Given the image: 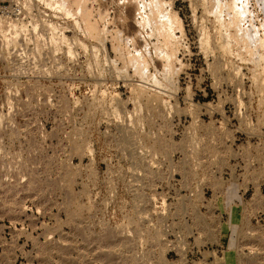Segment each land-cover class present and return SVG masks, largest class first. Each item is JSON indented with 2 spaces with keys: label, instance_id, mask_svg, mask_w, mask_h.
<instances>
[{
  "label": "rangeland",
  "instance_id": "obj_1",
  "mask_svg": "<svg viewBox=\"0 0 264 264\" xmlns=\"http://www.w3.org/2000/svg\"><path fill=\"white\" fill-rule=\"evenodd\" d=\"M21 4L2 43L50 40L0 65V264H264V0Z\"/></svg>",
  "mask_w": 264,
  "mask_h": 264
},
{
  "label": "built area",
  "instance_id": "obj_2",
  "mask_svg": "<svg viewBox=\"0 0 264 264\" xmlns=\"http://www.w3.org/2000/svg\"><path fill=\"white\" fill-rule=\"evenodd\" d=\"M22 1L24 0H6V4H0V17L29 20V15L26 14L21 4ZM43 15L48 17L46 13H43ZM28 26L26 36L19 38L16 46L6 49L1 45L0 41V45L3 48V52L0 49V65L4 64L5 66L11 67V69H6V73L3 70V75L10 79H38L43 76V73L38 68L41 58L40 51L37 49L40 47L34 44L33 30L30 28V25ZM39 33L42 35V40L45 38L48 39L47 29L44 27L39 29ZM12 65L16 66L12 67Z\"/></svg>",
  "mask_w": 264,
  "mask_h": 264
},
{
  "label": "crops",
  "instance_id": "obj_3",
  "mask_svg": "<svg viewBox=\"0 0 264 264\" xmlns=\"http://www.w3.org/2000/svg\"><path fill=\"white\" fill-rule=\"evenodd\" d=\"M228 196H230L231 199H228L227 198V201H225V199L223 198V201H224L223 206L224 207L222 206V204L219 203L220 206L219 207L218 206H215L214 208L216 209L215 211H217L216 213L219 214V215H221L220 218L223 217L222 214H224V210H225L226 216H225V220L222 223H225L226 225H228V224H231L230 221H229L228 210H229V208L231 206L236 207L237 219L233 223V224H236V222H239V220L241 219V215H240L241 210L238 209L239 206H238V203H237L238 202V199H236V196H237L236 195V192H235V195L233 194V195H228ZM229 236H230V234H229ZM223 238L224 237L222 236V234H220V236L218 237L217 242L215 244L217 251H220V252L223 251L220 255L216 256V259L215 260H217V262L215 264H223V262H222V256H223V254L225 252H228V251L231 252V250L229 248H227L228 247V240H227L228 237L225 240L224 244H223V241H224ZM219 248H221V249H219ZM222 249H225V250H222ZM231 254L233 256V253L232 252H231ZM212 264H214V263H212Z\"/></svg>",
  "mask_w": 264,
  "mask_h": 264
},
{
  "label": "bare ground",
  "instance_id": "obj_4",
  "mask_svg": "<svg viewBox=\"0 0 264 264\" xmlns=\"http://www.w3.org/2000/svg\"><path fill=\"white\" fill-rule=\"evenodd\" d=\"M164 20H165V18H164ZM174 20V18L172 19L171 18V21L172 22H174V23H177V22H175V21H173ZM2 22H4V21H1V24H3ZM30 21H28L27 23H29ZM168 22H169V20H168ZM168 22H165V23H167V24H169ZM178 24V23H177ZM4 27V26H3ZM2 27V25H1V28H3ZM40 29H42V28H40ZM33 30V29H32ZM33 37H34V42H38V39H40L41 41H42V35L39 33V29H36V30H33ZM26 36V32L22 35V37L21 38H23V37H25ZM48 40H50V34H49V32H48ZM0 41H1V45L4 47V48H6V49H8V48H10V47H14V46H16L17 45V43L16 44H14V45H12V44H10V46H6V45H4L3 43H2V40H1V38H0ZM19 41V40H18ZM38 46V45H37ZM38 47H40L41 48V46H38Z\"/></svg>",
  "mask_w": 264,
  "mask_h": 264
}]
</instances>
